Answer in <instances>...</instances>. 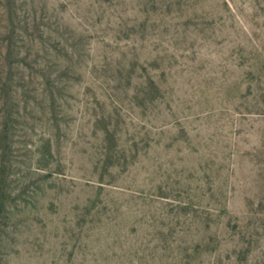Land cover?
Instances as JSON below:
<instances>
[{"label": "rangeland", "instance_id": "obj_1", "mask_svg": "<svg viewBox=\"0 0 264 264\" xmlns=\"http://www.w3.org/2000/svg\"><path fill=\"white\" fill-rule=\"evenodd\" d=\"M0 264H264V0H0Z\"/></svg>", "mask_w": 264, "mask_h": 264}]
</instances>
